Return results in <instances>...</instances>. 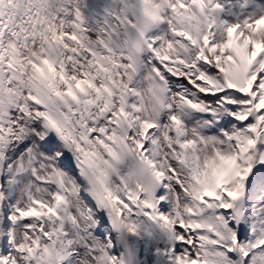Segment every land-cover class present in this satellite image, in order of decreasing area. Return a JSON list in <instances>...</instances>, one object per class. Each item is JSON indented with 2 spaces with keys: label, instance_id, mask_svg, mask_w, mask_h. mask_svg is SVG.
Returning a JSON list of instances; mask_svg holds the SVG:
<instances>
[{
  "label": "snow or ice",
  "instance_id": "obj_1",
  "mask_svg": "<svg viewBox=\"0 0 264 264\" xmlns=\"http://www.w3.org/2000/svg\"><path fill=\"white\" fill-rule=\"evenodd\" d=\"M0 264H264V0H0Z\"/></svg>",
  "mask_w": 264,
  "mask_h": 264
}]
</instances>
